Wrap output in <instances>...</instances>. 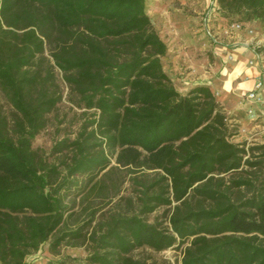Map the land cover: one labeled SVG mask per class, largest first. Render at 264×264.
<instances>
[{"label": "trees", "instance_id": "obj_1", "mask_svg": "<svg viewBox=\"0 0 264 264\" xmlns=\"http://www.w3.org/2000/svg\"><path fill=\"white\" fill-rule=\"evenodd\" d=\"M227 23L264 24V0H217ZM167 44L147 0H0V264H27L53 245L78 239L63 229L71 184L88 193L104 184V149L132 179L138 209L113 213L89 234L84 264H148L131 252L184 246L182 264H264V143L232 140L224 107L207 84L179 91L165 71ZM56 68L95 109L89 134L63 139L73 151L66 174L34 147L62 99ZM150 171V172H148ZM86 175L84 185L70 176ZM169 206L168 227L144 215ZM45 264H80L73 256ZM151 264H158L153 261Z\"/></svg>", "mask_w": 264, "mask_h": 264}, {"label": "rangeland", "instance_id": "obj_2", "mask_svg": "<svg viewBox=\"0 0 264 264\" xmlns=\"http://www.w3.org/2000/svg\"><path fill=\"white\" fill-rule=\"evenodd\" d=\"M203 0H147V12L151 18L155 30L167 44V54L162 58L165 71L173 78L179 91L186 93L187 84L184 83V65L175 59L181 60L176 55L183 50L184 57H198L203 53L210 54L207 49L205 38L198 31L199 16L203 8ZM256 27L253 29H264V24L254 19ZM248 22H243V26ZM261 52V50H260ZM264 54V53H262ZM181 70V72L179 71ZM57 81L62 88V99L57 107L49 114V120L44 128L34 139V147L47 157V159L60 166L62 175L66 174V164L71 161L73 151L64 148L63 151H54V145L63 140L80 138L88 142H98V137L90 135L93 128L92 121L97 117L95 109H88L78 104L77 95L71 90L63 78V72L56 68ZM0 101L4 104L8 114L11 107L0 92ZM228 124L236 142L247 141L248 144L264 143V133L251 130L252 122L246 112L227 111ZM91 149L95 153L104 149L108 157L107 167L100 173L99 177L104 179V184L98 185L88 193L77 195L79 189L71 184V191L66 197V202L71 206L68 212L67 223L63 229H75L78 225L83 226V235L78 239L65 238L59 244L53 245L57 232L48 241L41 244L39 249L28 255L27 264H45L49 259H60L65 256H73L80 264L86 262V258L92 250L88 237L92 230L101 226L113 213H132L138 209L137 194L138 186L134 183L133 177L142 174L139 169L136 173L129 167L120 166L116 162V156L108 153L102 146H94ZM146 172V171H145ZM150 172V171H148ZM72 181L84 185L86 175L70 176ZM169 206H161L155 211L144 215L152 223H159L160 226L168 227ZM184 246H173L157 251L149 246L139 247L131 252L136 259L147 261L151 264L156 261L158 264H182Z\"/></svg>", "mask_w": 264, "mask_h": 264}, {"label": "crops", "instance_id": "obj_3", "mask_svg": "<svg viewBox=\"0 0 264 264\" xmlns=\"http://www.w3.org/2000/svg\"><path fill=\"white\" fill-rule=\"evenodd\" d=\"M203 8L199 16L198 31L205 38L210 54L184 57L179 50L178 61L184 65L185 89L198 84H207L216 95L218 102L227 111H243L253 123L251 130L264 133V84L259 90L260 99H250L247 94L254 88L257 78L262 75L264 66V29H253L255 22L246 23L241 29L224 34L222 28L226 24L224 17L216 8L209 14V26L220 35L221 41L215 42L204 33L206 14L210 11L211 0H203ZM182 52V54H181ZM181 72V70H179Z\"/></svg>", "mask_w": 264, "mask_h": 264}, {"label": "built area", "instance_id": "obj_4", "mask_svg": "<svg viewBox=\"0 0 264 264\" xmlns=\"http://www.w3.org/2000/svg\"><path fill=\"white\" fill-rule=\"evenodd\" d=\"M214 8H216L217 13L221 14L219 12V5H218L217 0H211L210 11H208V13L206 14L207 16L205 19L204 33L207 37H209L213 41L220 42L221 38H220L219 33L213 27H210L208 24L209 23V14L211 12V9L213 10ZM242 27H243V23L240 21H233L231 23L226 22V24L222 28V30H223L224 34H229L233 30L241 29ZM255 52H257L258 55L264 57V54H261L259 51L256 50ZM263 84H264V66H262V75H260L257 78V81L255 83L254 88L247 94L248 98L260 99L259 90L263 87Z\"/></svg>", "mask_w": 264, "mask_h": 264}]
</instances>
